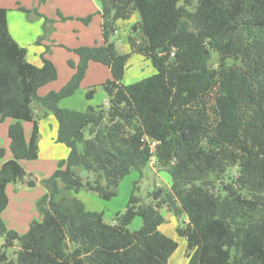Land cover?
Segmentation results:
<instances>
[{"label": "trees", "instance_id": "trees-1", "mask_svg": "<svg viewBox=\"0 0 264 264\" xmlns=\"http://www.w3.org/2000/svg\"><path fill=\"white\" fill-rule=\"evenodd\" d=\"M99 1L103 43L72 48L79 57L68 60L74 73L45 95L37 90L57 77L55 65L44 54L40 66L27 60L9 31L8 9L0 7V121L14 120L7 128L12 157L0 166V264H169L177 242L159 228L161 204L184 215L176 232L186 240L185 264H264V0ZM134 11L140 20L128 36L130 51L119 53L110 36L117 19ZM78 19L87 24L92 15ZM212 52L219 55L216 66ZM134 53L155 72L125 84ZM227 58L240 64L224 65ZM90 61L110 70L100 84L107 104L60 107ZM93 93L88 89L86 98ZM37 107L54 115L55 140L68 153L43 179L47 191L36 202L41 219L19 234L1 213L7 184L26 176L20 161L38 157ZM23 121L32 123L28 140ZM150 139L157 141L153 147ZM152 157L169 170V189L151 201L132 193L111 222L70 195L86 189L110 199L121 179L133 170L142 174ZM136 215L142 225L130 230ZM15 244L16 258L9 259L5 248Z\"/></svg>", "mask_w": 264, "mask_h": 264}, {"label": "rangeland", "instance_id": "rangeland-1", "mask_svg": "<svg viewBox=\"0 0 264 264\" xmlns=\"http://www.w3.org/2000/svg\"><path fill=\"white\" fill-rule=\"evenodd\" d=\"M11 1L12 0L4 1L1 4H3L4 8L8 9L7 19L9 18L10 20L9 27L11 30L17 32V36H15V40L17 41V43L25 47L30 54L38 49L43 50L41 54L45 55L50 53L54 48L52 42L49 41H51V34L56 30L55 24L58 21L65 22L71 19H61L59 15V13L62 14L60 8L55 6L58 3V0H51L49 4L50 8L52 7L54 11L52 14L49 11H38V8V13L34 11L25 12L17 9V6L20 5L25 7L24 4H28V0H16L17 3L15 1ZM46 1L48 0H45V2ZM97 2L99 4L101 3L99 0H97ZM57 18L59 20H57ZM28 34H30V36H28ZM123 34V31L113 32L110 36V40L114 43H117L119 37H121V35ZM136 61V58H132L131 61L128 59L126 65L128 68V72L126 76L123 77V83H132L152 74L154 68L150 63V65L148 66L139 68ZM209 62L211 65L216 66L219 63V55L216 52H212ZM232 64H240V60L236 58H227L224 61V65ZM134 72H136L135 75ZM61 76L62 75H59L58 77L57 75L58 78H56L58 82L61 80ZM90 88L94 89V93L90 99H87L86 91ZM42 91L43 89L37 90L38 95H42ZM106 98L107 94L102 89L100 84H95L92 86L79 85L78 89L75 91L74 96L70 97V99H63L64 101H62V105L73 107L70 109L84 111L88 107V105H91L93 107L105 105L104 101L106 100ZM212 98L215 100L218 99L217 91L213 93ZM59 106L61 107L60 103ZM48 115H50L51 118L54 119V115L50 111L42 107H38V111L36 112V118L38 122L47 121V118H49ZM31 124V122L27 121L22 122L23 127L24 125L32 126ZM51 142L52 141L50 140L42 142L40 144L41 155L36 159L22 160L23 163H21V165L26 171L25 178L22 181L10 182L9 184L8 193L11 201L6 208V211L4 212V217L2 218L4 219L3 221L5 222L7 228L14 229L19 234H23L27 231L31 221L40 220L42 217L36 202L47 191V189L43 183V179L39 181L37 180V178L45 179L47 175H50V169L52 167L54 169L57 165V162L60 159H63L62 157H60V153H62L63 148L67 153V147L63 143L56 141L62 146L61 149L52 146ZM52 154H54L53 157ZM233 170L234 168H231L229 172H233ZM77 171L82 176L88 175V171L80 167L77 168ZM31 181H33L34 184H29V182ZM170 184L171 175L169 170L163 167L158 168L155 162H149L143 168L142 174L137 170H133L129 174L124 176L119 182L117 193L110 199H103L99 197L95 192L88 191L86 189H81L79 193L83 199L84 204L88 207H91L89 210L92 209L101 212L103 215V219L106 222H111L117 212H122L125 209L132 193H134L144 201L156 200L158 197L164 196L165 192L169 189ZM21 188L26 190V195H23L24 190L20 191ZM157 190L159 191V194L156 196V198H153V194ZM70 195L77 197V193H74L72 191H70ZM20 201L22 202L20 203ZM159 210L165 219H169L170 217H172V212L168 210L166 204H161ZM183 220H185L184 215L180 217L173 216L170 221H165V225L163 227L165 230H167L164 231V233L169 237L175 239L177 242V248L169 257V264H182L186 257V240L183 236L178 235L176 232V227L180 224H183ZM141 225L142 219L140 216L136 215L132 222L128 225V228L130 230H137L141 227ZM3 242V236H0V249L2 248ZM17 248L18 246L16 244L5 248L7 257L9 259L16 258Z\"/></svg>", "mask_w": 264, "mask_h": 264}, {"label": "crops", "instance_id": "crops-1", "mask_svg": "<svg viewBox=\"0 0 264 264\" xmlns=\"http://www.w3.org/2000/svg\"><path fill=\"white\" fill-rule=\"evenodd\" d=\"M4 1H9V0H0V7H4L3 4H1ZM15 1L16 0H12ZM11 1V2H12ZM50 2L51 0H48L46 2H43L42 4H38L36 0H28V4H24L26 8H38V11L44 12V11H49L51 14L54 12L53 8H50ZM17 3V2H16ZM28 5V6H26ZM20 6V5H19ZM58 8H60L61 13L64 16H72L73 19H69L68 21L61 22L58 21L56 25V30L51 34L49 42H52L54 48L52 51L48 54H45L44 56L48 59H50L56 69H57V75L61 76V80L58 82L57 78L55 80H52L38 88V90H42V95L47 94L49 91L52 90H59L72 76L74 73V69L68 64V60L71 59L74 62H78L79 57L78 55L71 50L72 48L86 45V46H92V45H101L103 43V38H102V33H101V21L102 17L101 14L99 13L101 9V3L99 4L97 0H58V3L55 5ZM18 7V6H17ZM57 12V10H56ZM93 15L92 19L88 24L83 23L81 20L78 19V17H85L87 15ZM57 20H59L57 18ZM140 20L139 13L137 11H134L129 18L127 19H117L116 21V29L115 32H121L123 31L124 34L119 37L117 43H114L115 48L119 53H126L130 51V45L128 42V36L132 33L133 26L137 24V22ZM9 18H8V28L9 31L12 35V37L15 39V36H17V32L14 30H11L9 27ZM23 27V25H22ZM26 31V30H24ZM32 34V33H31ZM21 35V34H20ZM30 36V34H28ZM99 40V41H97ZM42 49H38L34 51L33 53H29L27 51V60L31 62L34 65L40 66L42 63L41 59V53ZM132 58H136L138 63L139 68H143L144 66H148L151 64L150 60L146 57H144L141 54L134 53L131 54L129 57V60L131 61ZM150 63V64H149ZM152 66V64H151ZM153 67V66H152ZM128 72V68L126 66L125 74L124 77L126 76ZM155 72V69L152 71V74ZM136 72H134V75ZM108 78H111V73L109 68L100 63V62H95V61H90L87 67V70L85 72V76L80 82V86H92L95 84H101ZM124 79V78H123ZM126 84V83H125ZM75 94V93H74ZM71 95L69 97L64 98L67 99L70 97L74 96ZM74 99V98H73ZM63 99L59 102L61 107L64 108H73V107H68L65 105H62ZM73 101V100H72ZM108 101V97L104 101V104L106 105ZM73 104V103H72ZM69 105V104H66ZM38 111V107L36 108L35 112ZM49 118H47V121H39V137H38V157L41 155V149H40V144L45 141H52L51 144L52 146H55L57 148H61L62 146L56 142V135H57V122L54 117V119L51 118L50 115H48ZM14 120L11 118H6L3 121H0V148H3L4 150V155L0 159V166L1 164L10 159L12 157V153L10 150V140L7 135V128L9 124H11ZM29 122V121H27ZM32 125V124H31ZM31 128L32 126L29 125H24V132H25V137L28 140L31 134ZM62 149V148H61ZM67 153H68V148H67ZM66 151L62 150V153H60V157L64 158L67 155ZM54 154H52V157ZM21 163L22 160L20 161ZM55 169V168H54ZM53 167L50 169L51 174L53 172ZM46 176V175H44ZM49 175H47L45 178H47ZM92 175L90 174V177ZM44 178H37V180L41 181ZM9 184L6 186V192L9 198L8 205L11 201L9 197ZM24 190L21 188L20 191ZM26 190H24V194L26 195ZM77 197L79 199H82L80 196V193H77ZM21 200V199H20ZM23 201V200H22ZM20 201V203L22 202ZM84 203V202H83ZM7 205V206H8ZM85 205V204H84ZM87 209H90L91 207H88L85 205ZM7 208V207H6ZM6 208L3 210L1 213V216L4 217V212L6 211ZM92 210V209H91ZM96 211V210H95ZM175 216L172 214V217ZM170 217L168 220L164 218V222L160 225V230L161 231H167L163 227L165 225V221H170ZM4 220V219H3ZM175 227V225H174ZM186 263V257L184 259V262L182 264Z\"/></svg>", "mask_w": 264, "mask_h": 264}, {"label": "built area", "instance_id": "built-area-1", "mask_svg": "<svg viewBox=\"0 0 264 264\" xmlns=\"http://www.w3.org/2000/svg\"><path fill=\"white\" fill-rule=\"evenodd\" d=\"M174 52H172V54H173ZM151 140V146L153 147L155 144H156V140H154V139H150ZM150 162L151 163H154L155 162V158L154 157H152L151 158V160H150Z\"/></svg>", "mask_w": 264, "mask_h": 264}, {"label": "water", "instance_id": "water-1", "mask_svg": "<svg viewBox=\"0 0 264 264\" xmlns=\"http://www.w3.org/2000/svg\"><path fill=\"white\" fill-rule=\"evenodd\" d=\"M29 184H34L33 181L29 182ZM159 194V191H155L154 194H153V198H156V196Z\"/></svg>", "mask_w": 264, "mask_h": 264}]
</instances>
